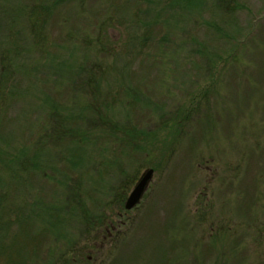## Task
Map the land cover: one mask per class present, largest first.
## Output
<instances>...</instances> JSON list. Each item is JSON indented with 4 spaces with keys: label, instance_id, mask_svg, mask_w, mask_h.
<instances>
[{
    "label": "rangeland",
    "instance_id": "374dc122",
    "mask_svg": "<svg viewBox=\"0 0 264 264\" xmlns=\"http://www.w3.org/2000/svg\"><path fill=\"white\" fill-rule=\"evenodd\" d=\"M203 2L0 0V264H264V0Z\"/></svg>",
    "mask_w": 264,
    "mask_h": 264
},
{
    "label": "trees",
    "instance_id": "16d2710c",
    "mask_svg": "<svg viewBox=\"0 0 264 264\" xmlns=\"http://www.w3.org/2000/svg\"><path fill=\"white\" fill-rule=\"evenodd\" d=\"M58 1H62V3H63V0H58ZM176 1V0H175ZM184 1V3H185V6H186V8H191V9H195V6H198V5H201V10H202V8L203 7H205V5H204V2H203V0H183ZM211 2H212V0H211ZM216 3V2H215ZM215 3L214 4H211V5H215ZM33 13H34V11H33ZM33 13H32V15H31V18H29V20L31 21V25H35V23H36V19L34 18V15H33ZM2 52V53H1ZM7 51L6 50H1L0 51V71H2L3 69H5L7 66H9V64H8V57H7V53H6ZM234 52V51H233ZM233 56H232V54L230 55V58H228V59H231ZM234 59V58H233ZM1 74V73H0ZM0 77H2V75H0ZM3 78H4V76H3ZM89 81V80H88ZM94 81H96V84H95V90H98V86H99V83H101V78H98L97 80H94ZM96 97H98V96H96ZM93 108L94 107H92V110H93ZM189 113H191V112H189ZM187 116V115H186ZM73 117L70 115L69 116V118L68 119H63L64 121H65V123H69L70 125L72 124V122H73ZM60 122H62V121H60ZM206 198H204L203 197V202H208L207 200H205ZM201 202H202V200H200ZM78 203H77V200L76 199H74V201L71 203V205H70V209L71 210H74L75 212H77V211H79L80 213H81V211H82V214L85 216V217H88L89 216V214H88V212H87V208L86 207H82V206H80V205H77ZM124 209V208H123ZM28 210L29 211H32L33 209H31L30 207L28 208ZM27 216H30V214H28ZM91 216V215H90ZM91 218H93L92 216H91ZM73 250L71 249L70 250V252L68 253H66L65 255L66 256H64V254H63V261H61V262H63L62 264H68V262H70V261H72L73 262V260H75V255H74V251L72 252ZM72 252V253H71ZM77 259V258H76ZM58 262V261H57ZM56 262H54V264H55ZM70 264V263H69ZM72 264V263H71Z\"/></svg>",
    "mask_w": 264,
    "mask_h": 264
},
{
    "label": "water",
    "instance_id": "95a60500",
    "mask_svg": "<svg viewBox=\"0 0 264 264\" xmlns=\"http://www.w3.org/2000/svg\"><path fill=\"white\" fill-rule=\"evenodd\" d=\"M152 173L153 171L151 169H148L142 173V175L140 176L137 183L135 184V186L133 187L129 196L126 199L125 209L129 210L138 204L144 190L146 189L149 183Z\"/></svg>",
    "mask_w": 264,
    "mask_h": 264
}]
</instances>
